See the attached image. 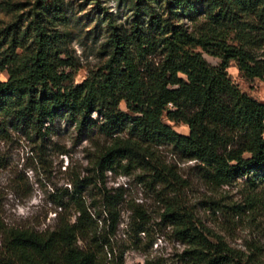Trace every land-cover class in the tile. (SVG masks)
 <instances>
[{
	"label": "trees",
	"instance_id": "trees-1",
	"mask_svg": "<svg viewBox=\"0 0 264 264\" xmlns=\"http://www.w3.org/2000/svg\"><path fill=\"white\" fill-rule=\"evenodd\" d=\"M164 1L173 13L199 3L211 24L191 30L170 18L151 16L135 19L128 31L113 27L104 64L73 84L56 73L65 36L56 26L67 19L62 0H35L28 22L31 52L23 59H16L14 50L0 57V73L8 75L0 80V136L12 128L43 140L61 119L81 134L103 130L112 143L97 165L123 174L139 168L151 185L161 186L162 218L186 245L181 263L236 264L234 251L222 240H209L181 203L185 180L154 147L168 145L180 159L193 160L199 176L214 185H229L240 177L252 188L264 182V102L241 91L227 70L234 61L244 77L264 78V58L255 52L264 40V0ZM241 15L255 22L241 21ZM19 34L17 23L4 29L11 45L18 43ZM157 54L155 64L150 57ZM204 54L218 62L211 64ZM168 121L187 126L188 133L175 131ZM99 195L110 218L106 233L98 230L100 213L91 211L80 190L70 198L74 220L59 217L52 230L12 227L0 219V264H124L120 256L117 262L107 258L112 251L107 234L118 223L117 200L107 191ZM141 264L166 263L156 257Z\"/></svg>",
	"mask_w": 264,
	"mask_h": 264
},
{
	"label": "rangeland",
	"instance_id": "rangeland-1",
	"mask_svg": "<svg viewBox=\"0 0 264 264\" xmlns=\"http://www.w3.org/2000/svg\"><path fill=\"white\" fill-rule=\"evenodd\" d=\"M34 2L0 0V57L14 50L15 58L23 59L31 52L33 32L28 22ZM62 5L67 19L56 26L65 34L57 53L60 61L56 73L66 76L65 83L79 84L104 64L113 27L128 31L135 19L148 21L151 16L170 18L191 30L211 24L205 7L199 3L179 6L177 13L164 0H62ZM239 19L255 22L248 15ZM13 23L20 32L15 45L4 37V29ZM255 52L264 58V40ZM204 57L211 64L218 62L209 55ZM150 59L157 64L160 56ZM227 70L241 91L264 102V78L244 77L234 61ZM7 77L6 71L0 73V80ZM120 107L124 109V103ZM92 116L98 123L103 122L95 112ZM168 124L179 133H188L183 124ZM111 143L112 138L103 130L95 128L81 134L64 119L43 140L8 129L6 135L0 136V219L12 227L52 230L59 217L74 220L76 213L70 198L80 190L91 211L100 213L98 230L106 233L110 218L99 192L107 191L116 198L118 211L117 226L107 234L112 249L107 255L109 260L117 262L120 256L124 264H141L147 258L158 257L166 264H183L180 255L186 245L162 218L164 205L158 193L161 186L151 185L147 173L139 168L123 174L119 168L102 171L97 165ZM154 149L185 180L178 197L209 240L224 241L234 251L236 264H264V182L252 188L240 177L229 185H214L199 176L193 160L180 159L170 146L157 145ZM62 202L66 208L60 206Z\"/></svg>",
	"mask_w": 264,
	"mask_h": 264
}]
</instances>
